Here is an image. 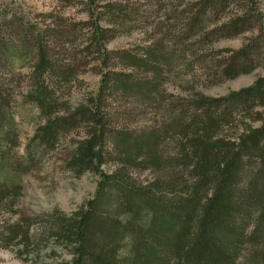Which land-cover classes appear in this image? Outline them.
Here are the masks:
<instances>
[{
  "label": "trees",
  "instance_id": "obj_1",
  "mask_svg": "<svg viewBox=\"0 0 264 264\" xmlns=\"http://www.w3.org/2000/svg\"><path fill=\"white\" fill-rule=\"evenodd\" d=\"M84 1L88 21L81 24L92 33L81 52H93L104 66L117 60L123 70L103 73L86 105L66 112L58 111L53 88L74 80L75 65L55 61L42 26L35 23L29 29L12 6L0 8V70L34 60L30 72L22 74L30 88L26 99L43 120L34 142L53 149L60 137L81 129L84 136L75 143L70 166L99 177L92 200L47 225L54 244L72 254L69 263L59 264H264V115L257 111L264 109V77L223 98L192 92L166 104L161 84L174 62L183 60V51L161 43L139 53L107 51L106 44L126 28L138 0ZM241 2L197 0L177 23L191 41ZM256 22L258 35L225 63L201 59L211 78L232 80L264 66L259 11L246 10L206 34L211 42L233 38L251 31ZM7 92L0 78V201L16 197V168L23 167L3 150L17 144L15 121L5 111ZM118 100L144 106V115L151 109V128L132 132L116 127L120 117L107 109ZM24 160L28 168L34 159L27 153ZM108 160L115 164L110 173L100 169ZM134 170L151 171L152 181L139 183ZM26 222L0 230V249L30 242Z\"/></svg>",
  "mask_w": 264,
  "mask_h": 264
},
{
  "label": "rangeland",
  "instance_id": "obj_2",
  "mask_svg": "<svg viewBox=\"0 0 264 264\" xmlns=\"http://www.w3.org/2000/svg\"><path fill=\"white\" fill-rule=\"evenodd\" d=\"M196 1H132L134 6L131 7L132 14L128 18L126 28L114 33V37L105 46L110 52L139 53L155 43H161L169 49L175 44V50L181 53L183 51V60L174 62L171 73L164 76L161 84L166 104L170 101L178 102V97L187 98L194 93L210 98H223L252 86L257 79L264 77V66L258 65L249 74L240 75L232 80L213 79L201 62V59L206 57L208 61H212V65L217 62L225 63L240 50L247 39L256 37L260 29L257 22L252 24L254 28L249 32L216 42H211L212 38L207 39L206 33L249 9L259 11L264 17V0H253L252 3L250 0H241L243 4L241 7L231 8L220 16L216 25L209 26L205 33L187 41L183 36V26L177 23L178 17L183 18L182 12L187 10V5H192ZM69 3L70 0H0V8L12 6L10 9L25 26L30 25L27 26L29 29H33L32 25L38 23L46 30V38L49 40L51 55L55 61L75 65L74 80L70 83L60 82L53 88L57 108L61 112L69 109L74 111L79 106H85L99 89L103 73L123 70L117 60L104 66L93 52L91 54L81 52L89 43L92 33L91 29L83 28L81 24L88 21V14L85 12L87 3L84 0ZM98 3L105 4L107 0H98ZM174 11L176 14H173ZM33 66L34 60L28 58L18 63L14 70L7 68L0 70V78L5 81L8 89L6 99L9 104L5 111L8 119L15 121V132L12 137L17 141L11 150H9L11 145H4L3 150L10 156L7 159L23 166L16 168L18 182L16 197L0 201V230L8 232L9 226L19 224L23 220H27L26 223L30 225L28 230L30 242L26 243L27 245L15 242L17 245L1 248L0 264L69 263L72 254L69 250L54 244L50 239L47 225L58 219L68 218L81 210L93 199L99 181L96 174L90 171L79 174V170L70 166L75 143L84 136L81 129H75L60 137L53 149L34 142L37 128L42 125L43 120L37 107L26 99L30 88L26 87L28 79L22 76L29 73ZM142 108L144 106L118 100L110 103L107 110L112 116L119 115L120 118L115 122L116 127L137 132L147 130L153 125L148 120L153 118L154 112L148 109L147 115H144L146 111ZM257 111L264 115V109ZM250 126L259 128L261 123H250ZM27 153L34 159L28 168L23 165ZM114 165L113 161H104L100 169L110 173ZM151 173L148 170L141 172L134 170L133 177L139 183L146 184L153 179ZM20 225L22 226V223Z\"/></svg>",
  "mask_w": 264,
  "mask_h": 264
}]
</instances>
